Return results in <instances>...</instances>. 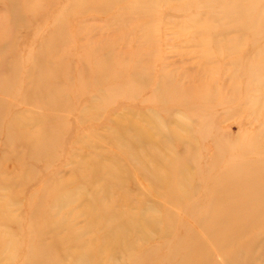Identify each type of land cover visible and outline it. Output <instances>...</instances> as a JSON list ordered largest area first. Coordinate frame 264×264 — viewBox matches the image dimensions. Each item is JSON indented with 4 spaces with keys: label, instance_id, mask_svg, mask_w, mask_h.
<instances>
[{
    "label": "rangeland",
    "instance_id": "1",
    "mask_svg": "<svg viewBox=\"0 0 264 264\" xmlns=\"http://www.w3.org/2000/svg\"><path fill=\"white\" fill-rule=\"evenodd\" d=\"M0 264H264V0H0Z\"/></svg>",
    "mask_w": 264,
    "mask_h": 264
},
{
    "label": "bare ground",
    "instance_id": "2",
    "mask_svg": "<svg viewBox=\"0 0 264 264\" xmlns=\"http://www.w3.org/2000/svg\"><path fill=\"white\" fill-rule=\"evenodd\" d=\"M262 208V206H260ZM257 215H259V213L256 211Z\"/></svg>",
    "mask_w": 264,
    "mask_h": 264
}]
</instances>
